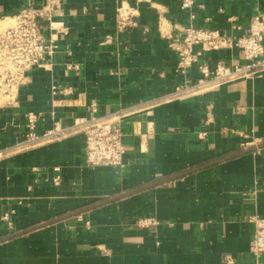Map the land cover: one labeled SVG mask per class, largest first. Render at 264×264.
<instances>
[{"label": "crops", "instance_id": "obj_1", "mask_svg": "<svg viewBox=\"0 0 264 264\" xmlns=\"http://www.w3.org/2000/svg\"><path fill=\"white\" fill-rule=\"evenodd\" d=\"M40 1L0 0V22ZM121 1L63 5L69 34L46 68L30 73L19 108L0 107V147L23 138L27 111L42 115L43 132L72 127L96 104L97 116L128 110L116 123L126 165L86 166L81 133L6 152L0 158V264H225L226 258L264 264V254L250 252L251 218L264 217V77L164 99L201 78L197 66L178 69V56L163 38L187 23L186 13L178 0H126L138 10L139 25L119 34ZM198 5L195 26L231 37L245 34L251 19L264 14V0ZM68 60L81 70L67 76ZM201 61L211 68L243 63L236 48L205 52ZM53 83L73 93L53 99ZM240 132L263 143L243 149L248 140ZM56 168L59 186L52 182ZM124 194L130 195L117 199ZM144 219L157 223L140 226Z\"/></svg>", "mask_w": 264, "mask_h": 264}, {"label": "built area", "instance_id": "obj_2", "mask_svg": "<svg viewBox=\"0 0 264 264\" xmlns=\"http://www.w3.org/2000/svg\"><path fill=\"white\" fill-rule=\"evenodd\" d=\"M69 0H42L28 2L13 16L7 18L11 22L0 29V107L19 108L20 91L30 84V73L37 68H46L53 58L57 42L69 34L64 21L63 5ZM180 9L186 13L187 23L175 25L174 30L164 34L168 46L178 56V69L187 72L194 66L198 67L201 78L193 84H180L164 99L168 101L181 100L217 90L218 88L243 79L264 77V14L258 13L249 24L248 31L238 37L222 34L208 27H197L196 9L198 0H178ZM6 19V20H7ZM139 12L126 0H122L116 10V31L125 33L130 28L139 25ZM164 25V24H162ZM148 31V29H145ZM178 31L177 34H174ZM108 36L104 44L111 42ZM223 48H236L243 63L226 65L217 64L211 68L201 61L208 51H219ZM81 70L80 64L68 60L64 72L68 76ZM73 93L70 86L53 83L51 94L53 99L63 98ZM156 101V100H155ZM154 102H151V104ZM128 110H119L107 116H97L96 104L91 105V115L88 118H77L70 128L56 125L52 129L40 132L41 114L27 111L25 117V133L23 138L11 148L0 147V158L6 152L16 153L34 148L40 144L60 140L72 134L81 133L85 138L84 163L89 167H112L123 170L126 165L127 148L124 143V133L118 120L126 117ZM54 117V113H52ZM241 137L248 140L242 143L243 149L256 147L263 143L260 138H253L244 133ZM251 139V140H249ZM52 182L55 186L61 184L59 168ZM10 222L9 214L2 217ZM254 224V236L250 244V252L259 257L264 254V217L251 218ZM154 219L139 221L140 226L155 225ZM225 264H234L226 258Z\"/></svg>", "mask_w": 264, "mask_h": 264}, {"label": "rangeland", "instance_id": "obj_3", "mask_svg": "<svg viewBox=\"0 0 264 264\" xmlns=\"http://www.w3.org/2000/svg\"><path fill=\"white\" fill-rule=\"evenodd\" d=\"M10 22L11 21L9 19L5 20L4 23L0 22V29L5 28L6 26H8L10 24Z\"/></svg>", "mask_w": 264, "mask_h": 264}, {"label": "water", "instance_id": "obj_4", "mask_svg": "<svg viewBox=\"0 0 264 264\" xmlns=\"http://www.w3.org/2000/svg\"><path fill=\"white\" fill-rule=\"evenodd\" d=\"M133 193H135V192H133ZM128 195H130V194H124L123 196H121V197H119V198H117V199L124 198V197H126V196H128Z\"/></svg>", "mask_w": 264, "mask_h": 264}, {"label": "bare ground", "instance_id": "obj_5", "mask_svg": "<svg viewBox=\"0 0 264 264\" xmlns=\"http://www.w3.org/2000/svg\"><path fill=\"white\" fill-rule=\"evenodd\" d=\"M5 20L2 21V23H4Z\"/></svg>", "mask_w": 264, "mask_h": 264}]
</instances>
